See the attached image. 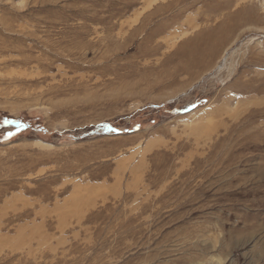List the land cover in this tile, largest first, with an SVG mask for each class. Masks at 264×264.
Returning <instances> with one entry per match:
<instances>
[{
  "label": "rangeland",
  "instance_id": "rangeland-1",
  "mask_svg": "<svg viewBox=\"0 0 264 264\" xmlns=\"http://www.w3.org/2000/svg\"><path fill=\"white\" fill-rule=\"evenodd\" d=\"M253 76L264 0H0V264H264Z\"/></svg>",
  "mask_w": 264,
  "mask_h": 264
},
{
  "label": "bare ground",
  "instance_id": "bare-ground-1",
  "mask_svg": "<svg viewBox=\"0 0 264 264\" xmlns=\"http://www.w3.org/2000/svg\"><path fill=\"white\" fill-rule=\"evenodd\" d=\"M242 12V11H241ZM239 11L238 14L234 15V19H237L240 16H242V13ZM245 12V10L243 11ZM232 27L229 24L221 25L219 27H215L212 30L206 31L202 34H198L196 38L201 37L196 42L191 44L187 47V44H183V46H186L187 49L184 51L185 53V62L188 66H195L200 65L203 63L204 60H206V54L210 53H216L218 49L221 47V42L226 38L228 32ZM184 55V54H183ZM208 59V58H207ZM259 79V77H257ZM256 78L250 77L245 82L242 81L241 86L238 90H236L238 93L245 94L249 92H256V93H262L264 92V82L260 81ZM261 79V78H260ZM255 82H258V85H255Z\"/></svg>",
  "mask_w": 264,
  "mask_h": 264
},
{
  "label": "trees",
  "instance_id": "trees-1",
  "mask_svg": "<svg viewBox=\"0 0 264 264\" xmlns=\"http://www.w3.org/2000/svg\"><path fill=\"white\" fill-rule=\"evenodd\" d=\"M6 119H8V120H5L4 119V124L3 125H5V123L7 124V125H9L8 124V122L10 121V120H13V121H18V122H22L23 124H25L24 126H26V127H20L18 130H16L14 133H13V135L14 134H18V133H22V132H24L26 129H28L31 125H30V122L29 121H26V120H23V119H20V118H17V119H19V120H15L14 118H12V117H10V118H6ZM3 121V120H2Z\"/></svg>",
  "mask_w": 264,
  "mask_h": 264
}]
</instances>
